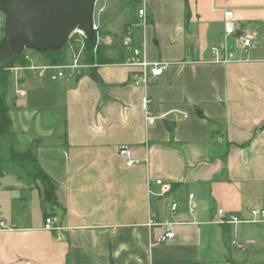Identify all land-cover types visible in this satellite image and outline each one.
Instances as JSON below:
<instances>
[{"label":"crops","instance_id":"crops-1","mask_svg":"<svg viewBox=\"0 0 264 264\" xmlns=\"http://www.w3.org/2000/svg\"><path fill=\"white\" fill-rule=\"evenodd\" d=\"M146 9L135 43L149 62L169 63L147 87L134 85L123 63L101 65L97 79L87 69L51 80L55 98L42 107L49 75L12 73L13 126H26L17 140L36 149L58 204L3 165L0 221L12 229L0 228V264H264V222H220V211L247 219L250 208L264 209V0H146ZM227 10L238 31L226 39ZM247 33L255 37L247 62H211L212 46L235 49ZM28 89L39 93L30 107L17 101ZM122 147L139 164L127 167ZM48 215L58 217L63 241L44 230ZM168 228L174 239L161 242Z\"/></svg>","mask_w":264,"mask_h":264},{"label":"built area","instance_id":"built-area-1","mask_svg":"<svg viewBox=\"0 0 264 264\" xmlns=\"http://www.w3.org/2000/svg\"><path fill=\"white\" fill-rule=\"evenodd\" d=\"M98 2V0H97ZM137 8V22L130 26H127L123 34V43L127 48V55L123 64L133 69L131 74V80L134 85L140 87H147L152 79L160 78L164 72L168 69L169 63L163 61L149 62L146 58L145 45L136 44L134 40V33L137 29L145 30L149 24V15L146 9V0H138ZM5 16L0 12V30L2 28V22ZM223 27H224V37L227 39L233 37L237 34L238 25L235 18V14L231 10L224 12L223 17ZM95 37L97 39V44L102 42L100 36L99 26L94 22ZM87 35L81 30H75L71 33L67 40L68 51L71 53L72 60L69 63L62 65H44V66H14L8 68L9 72L14 73L18 80L21 79V75L26 72L37 74L40 78L44 75H50L52 81H60L71 78H77L81 76L84 71L89 69L91 66L83 63L84 59V48ZM255 44V37L252 34H242L238 37V43L235 49L226 47V45H214L210 49L211 62L216 64H229V63H242L248 61V55L250 50ZM97 47L95 48V50ZM19 94H23L18 90ZM152 100L149 97L144 99V109L146 113V120L152 118L150 113V105ZM119 155L124 158L126 166L132 167L133 165L139 164L138 160L133 158L130 149L122 147L119 150ZM157 185H162L160 180L156 181ZM167 188L163 186V192H166ZM193 195L189 196V199H193ZM179 203L173 201L171 204V213L175 216L178 212ZM193 209H191V212ZM250 217L243 219L234 214H226L220 211V222L228 223L231 225L240 224H253L264 222V209L260 207H252L249 209ZM0 228L3 230H11L8 228L4 222L0 221ZM45 231L51 232L56 235L58 241H63L65 236L62 232V226L58 217L55 215H49L44 220ZM174 232L171 228H168L164 236L160 239L161 242L166 240L174 239ZM236 244V242H234Z\"/></svg>","mask_w":264,"mask_h":264},{"label":"water","instance_id":"water-1","mask_svg":"<svg viewBox=\"0 0 264 264\" xmlns=\"http://www.w3.org/2000/svg\"><path fill=\"white\" fill-rule=\"evenodd\" d=\"M97 0H0L5 16L0 67L25 51L61 50L75 30L95 38Z\"/></svg>","mask_w":264,"mask_h":264},{"label":"trees","instance_id":"trees-1","mask_svg":"<svg viewBox=\"0 0 264 264\" xmlns=\"http://www.w3.org/2000/svg\"><path fill=\"white\" fill-rule=\"evenodd\" d=\"M106 1L111 2L113 0ZM138 4V0H130V18L123 26L124 28L120 34L112 33L108 30L100 32V36L103 38L107 36L112 38V43L110 45H106L105 43L97 44L96 37L92 41L89 40V38L86 39L84 59L82 62L91 66L88 69L90 76L97 79L96 67L98 66L121 64L124 62L127 55V48L123 43V34L127 26L137 22L135 13L137 11ZM2 38L3 35L0 38V41ZM96 47L97 49L95 50ZM36 53L43 56V61L46 65H62L69 61L67 42L61 50ZM0 63H2L1 59ZM30 63L31 62L27 59L25 51L22 54L17 55L12 62L4 64L0 67V85L4 88V91L0 94V178L3 177L5 173L3 165L5 163H10L12 168L20 169L31 182H40L42 184L44 203L56 205L58 204L56 197V183L40 166L34 146L29 145L23 151H18L15 147L17 144V133L13 126V121L10 115L11 108L8 104L7 94L10 86V73L7 69L14 66H29ZM6 141L10 142V146L7 148V157L4 158L3 149Z\"/></svg>","mask_w":264,"mask_h":264},{"label":"rangeland","instance_id":"rangeland-1","mask_svg":"<svg viewBox=\"0 0 264 264\" xmlns=\"http://www.w3.org/2000/svg\"><path fill=\"white\" fill-rule=\"evenodd\" d=\"M101 7H104L105 11L103 12V14L101 15V11H102V8ZM101 8V11H99ZM129 10H130V0H114V1H111V2H108L106 0H98L97 4H96V8H95V15H94V20L97 24V22L99 23V27H100V30H104V29H107L108 31L112 32V33H118L120 34L123 30V26L125 25V23L129 20L130 18V15L129 14ZM128 11V12H127ZM117 12L119 13L117 16H114V13ZM127 12V13H125ZM100 15V17H99ZM99 19V20H98ZM4 22H5V18L2 22V28L4 27ZM107 27V28H106ZM2 28L0 30V38L2 37L3 35V31H2ZM102 37V36H101ZM97 40V39H96ZM68 54H69V62H71L72 60V56H71V53L68 51ZM31 56L33 57L36 61L37 64L39 63H44V58L42 55L36 53L35 51H26V56ZM10 73V77L12 75L11 72ZM49 79L50 81L48 80L47 82V88L50 89L49 92H46V93H43V94H39L38 92H34L33 90L31 89H28V96L26 98H22V99H19L17 100L19 103H25V104H29L28 106H33L32 103L30 105V102H35L34 100L37 99L35 98L36 96H40V99L42 100V104L41 105L42 107H47V106H50L52 103H53V100L55 98V90H53L54 88L53 87H57V83L56 82H52L51 81V78H50V75H49ZM11 80H12V77H11ZM4 91V88L3 86L0 85V94ZM8 94H7V97H8V104L10 105V108L12 107V101L14 100L13 97H12V94H14V90L13 88L8 89ZM42 93V92H41ZM31 109V108H30ZM29 109V110H30ZM11 111H13V113H16L14 111V108L12 107ZM10 111V115L12 114ZM12 117V116H11ZM24 124V123H23ZM23 124H18L16 125V132H19L20 128H24L26 126H24ZM34 127H31L29 130H28V134L27 136H31V133L34 132ZM28 137H26L27 139ZM19 139V138H18ZM16 141H17V144H16V149L18 151H23L26 147L25 145L28 143L27 141L23 142V141H18L17 140V136H16ZM8 142L6 141V144ZM7 146H4V149H3V157H7ZM58 214L60 213L59 211H56Z\"/></svg>","mask_w":264,"mask_h":264}]
</instances>
